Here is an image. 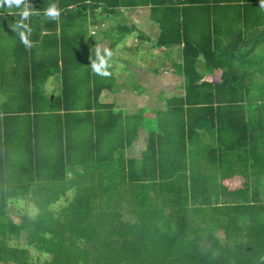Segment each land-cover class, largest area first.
Wrapping results in <instances>:
<instances>
[{
  "label": "trees",
  "instance_id": "16d2710c",
  "mask_svg": "<svg viewBox=\"0 0 264 264\" xmlns=\"http://www.w3.org/2000/svg\"><path fill=\"white\" fill-rule=\"evenodd\" d=\"M86 1L28 0L22 20L23 3L0 0V264H264V99L251 97L264 94V83L252 82L248 62L264 52L237 51L238 41L246 47L238 37L220 54L205 53L207 83L195 70L200 49L185 44L176 67L184 96L151 116H128L98 103L106 85L91 67L99 60L87 52L85 19L104 0ZM60 3L76 9L59 13L57 39L59 16L46 12ZM162 27L158 46L173 45ZM56 73L59 92L44 95ZM141 128L142 157L127 159ZM20 199L35 213L13 223L8 204Z\"/></svg>",
  "mask_w": 264,
  "mask_h": 264
},
{
  "label": "crops",
  "instance_id": "0c3cea01",
  "mask_svg": "<svg viewBox=\"0 0 264 264\" xmlns=\"http://www.w3.org/2000/svg\"><path fill=\"white\" fill-rule=\"evenodd\" d=\"M153 1L156 3L153 4ZM27 2L22 0L24 11H29ZM108 2L104 0L93 7V2L86 1L88 6L93 7L88 8L87 13H93V16H86L84 41L89 54L110 53L104 57L106 69L109 75L115 74L113 78L102 80L106 89L100 92L98 103L114 106V109L128 116L141 113L144 117L151 116L153 111L165 110V101L184 96L183 78L177 73L176 67L181 65L185 44L200 49L195 70L200 81L207 83L212 82V76L205 70V53L220 54L234 41H238V37L245 39L246 47L238 41L237 51L247 50L257 55L264 52V0H133L134 6H131L130 0H124L123 5L116 9L108 7L105 4ZM59 6L62 9L57 10L59 13L76 9L75 5L60 3ZM57 19L55 34L58 39L63 18L59 16ZM75 19L65 21L69 25L66 30L70 31L71 36L78 31ZM163 25L169 31L165 41L172 40L171 46H158L159 38L165 35ZM174 37H177L176 43ZM260 57H251V61H248L252 66L250 78L257 84L264 83V55ZM34 58L40 59L41 52L36 50ZM7 66L10 67L8 76L13 72L11 64ZM237 67V63L232 66ZM247 67L250 68L248 63ZM52 78L60 81L57 73L48 80ZM48 80L41 87L43 94H57L61 86L49 87ZM262 96L264 99L262 92L259 95L253 92L251 97L259 99ZM102 98L105 100L102 101ZM145 132L141 128L138 140L126 149L127 159H141ZM205 139L201 146L207 145ZM212 147L211 144L206 149ZM200 164L202 174L212 172L204 159Z\"/></svg>",
  "mask_w": 264,
  "mask_h": 264
},
{
  "label": "rangeland",
  "instance_id": "374dc122",
  "mask_svg": "<svg viewBox=\"0 0 264 264\" xmlns=\"http://www.w3.org/2000/svg\"><path fill=\"white\" fill-rule=\"evenodd\" d=\"M88 28H90V27H88ZM114 75L115 74L107 75V76H102V80H108L110 78H113ZM48 82L47 83H48V86L49 87H51V86H55L56 87V86L60 85V82L59 81H56L55 79L53 80V78L50 79V80H48ZM58 88H59V86H58ZM2 100L3 99H0V103H2ZM101 100L104 101L105 99L102 98ZM106 101H108V100H106ZM71 197H72V192H69L68 194H66L67 200H65V201L59 200L56 203L55 206L53 205L54 206L53 208H55V211H56V208H58L60 206H63L65 203H67L68 202V199H70ZM21 200L22 199L18 200L16 203H9L8 204V214H9V216H10V218H11V220H12L13 223H18L19 220L17 218L19 216H21L22 214H30L31 212L35 213V209L36 208L33 207L32 204L24 203ZM23 203L26 204V207H24V204ZM19 210H20V212H19ZM16 244L19 245V246H21L23 244V240L20 239L19 242H16ZM38 254L39 253H37L36 251H34L32 249H29V253H28L29 258H34V257L38 256Z\"/></svg>",
  "mask_w": 264,
  "mask_h": 264
},
{
  "label": "clouds",
  "instance_id": "9594fccd",
  "mask_svg": "<svg viewBox=\"0 0 264 264\" xmlns=\"http://www.w3.org/2000/svg\"><path fill=\"white\" fill-rule=\"evenodd\" d=\"M2 2H3V5L8 6L10 8L12 5H16L17 7H19V5L22 3V0H2ZM46 15L48 17H51L52 19H56L59 16V12L56 10L55 6H53L47 10ZM28 16H29V12L27 10L23 11L22 20L27 19ZM18 28H24L25 31H30L27 29V26L24 25L23 23L18 25ZM25 31H20L19 37H20L21 42L25 46H30L29 41L27 39V36L25 34ZM107 55H110V53H108ZM97 58L99 60V63H92L91 64L93 71L99 75H102V76L109 75V73L107 71H103V69L105 67V59H104V57H101L99 55V52L97 53Z\"/></svg>",
  "mask_w": 264,
  "mask_h": 264
}]
</instances>
